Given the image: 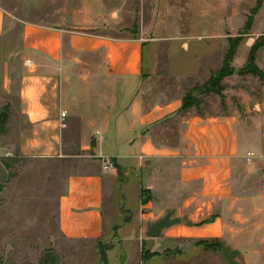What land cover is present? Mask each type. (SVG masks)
I'll use <instances>...</instances> for the list:
<instances>
[{
    "label": "crops",
    "instance_id": "0c3cea01",
    "mask_svg": "<svg viewBox=\"0 0 264 264\" xmlns=\"http://www.w3.org/2000/svg\"><path fill=\"white\" fill-rule=\"evenodd\" d=\"M169 1L158 0L160 24L157 26L153 20L150 28L175 27L168 20ZM216 2L195 0V16L211 11L224 17V8H216ZM132 17L135 18V9ZM197 20L195 37H212L215 32L198 30ZM103 23L101 19L95 25L63 27L23 22L15 40L18 47L11 53L23 61L18 80L21 127L17 150L24 156H68L67 128L77 114L70 110L67 94L81 92V84L90 79L87 93L104 96V100L97 96L96 101L84 106L88 113H78L89 128L82 130L76 140L81 150L92 151L90 156L95 160H80L83 168L68 177L58 201L61 235L66 239L103 238L106 209L110 211L112 207V199L108 206L106 201L118 183L123 205L132 215L125 226L119 227L117 235L149 241L153 249H166L178 237L220 236L216 206L231 196L233 179L242 165L251 162V152H246L241 139L245 129L241 130L234 116L199 115L192 108L178 113L183 93L157 90L155 77L163 75L155 66L153 42L151 66L145 71L147 30L109 35L100 31ZM220 23L223 26L225 20ZM11 27L0 7V50L7 48ZM174 43L169 44L170 54ZM207 52L194 49L191 53L188 46L184 57L193 63L189 65V59L181 56L184 68L179 72L170 68L168 75L194 77ZM82 70L88 72V80L82 79ZM105 159L113 162V170L103 168ZM142 189L146 190L145 203ZM130 195L133 205L128 206L125 200Z\"/></svg>",
    "mask_w": 264,
    "mask_h": 264
},
{
    "label": "rangeland",
    "instance_id": "374dc122",
    "mask_svg": "<svg viewBox=\"0 0 264 264\" xmlns=\"http://www.w3.org/2000/svg\"><path fill=\"white\" fill-rule=\"evenodd\" d=\"M169 2V24L176 25L166 30L150 28L153 20L157 26L160 24L158 0H0V7L12 25L7 48L0 50V110L8 106L4 110L6 125L0 132V160L8 163L9 173L0 185V264H264V80L247 73L246 67L249 53L257 44L254 63L264 71V0H217L216 8H224V17L211 11L196 17L195 0ZM257 3L259 9L252 13ZM250 15L253 20L245 30ZM195 18L199 31L215 32L214 35L195 37ZM101 19L104 23L100 31L109 35H121L123 30L133 34L147 30L143 64L148 71L153 42V53L157 55L155 66L163 75L155 77L157 90L175 95L182 92L183 97L189 91L200 100L198 110L191 107L197 114L234 116L241 130L245 129L241 139L246 152L252 153L251 162L242 165L233 179L231 196L216 206L220 236L178 237L166 249H153L149 241L117 235L119 227L125 226L126 219L132 215L123 205L118 183L106 201L108 206L112 199V207L110 211L106 209L103 238L66 239L61 235L58 201L66 190L68 177L83 168L80 160H95L90 156L92 151L81 150L76 140L82 130L89 128L87 120L82 122L78 113H88L84 106L100 95L87 93L90 79L81 84V92L67 94L70 110L78 116L68 124L69 146L65 149L68 156H24L17 150L21 127L17 113L18 80L23 61L11 53L18 47L15 40L23 22L71 27L95 25ZM223 19L225 23L221 26ZM112 21L117 24L111 25ZM124 25L129 29L120 27ZM236 39L239 43L230 65L232 72L222 81L223 98L214 92L207 93L204 89L221 68L229 40ZM172 41L175 43L170 54ZM188 46L191 53L194 49L208 51L199 71L194 77L169 76L170 68L173 72L184 68L180 59L186 55ZM188 62L193 63L191 58ZM82 71V79L88 80L85 77L88 72ZM101 98L104 100V96ZM77 153L83 156L74 157ZM125 203L133 205V197L130 195ZM145 256H150L147 261H143Z\"/></svg>",
    "mask_w": 264,
    "mask_h": 264
},
{
    "label": "trees",
    "instance_id": "16d2710c",
    "mask_svg": "<svg viewBox=\"0 0 264 264\" xmlns=\"http://www.w3.org/2000/svg\"><path fill=\"white\" fill-rule=\"evenodd\" d=\"M259 4L257 3L255 8L253 9V12H257V10L259 9ZM253 20V16L250 15L249 18L247 19L246 25H245V30L249 29L251 26ZM238 43L239 40H229V47L224 55L223 58V62H222V66L219 69V71L217 72L216 75H214L212 78H210V80L208 81L206 88L204 89L207 93L209 92H214L220 96H222V81L225 77L229 76L232 72V68L230 67L231 63H232V59L236 53V49L238 47ZM257 44H255L248 56V61H247V73L258 77L260 80H264V71H262L260 68H258L255 63V54L257 51ZM200 105V100L195 97L192 96V94H190V92L188 91L184 97H182V104L178 110V113H185L187 112L191 107H195L198 110V107ZM8 108V106H6L4 109L0 110V132L4 129V126L6 125V121H7V115L4 112V110H6ZM4 166L6 167V169H8V163H3ZM146 193V190L142 189L141 190V195H142V203H145L147 201L146 198H144V195ZM126 221H128V219H126ZM207 247H211V246H207ZM150 256H145L143 257V261H147L149 259Z\"/></svg>",
    "mask_w": 264,
    "mask_h": 264
},
{
    "label": "water",
    "instance_id": "95a60500",
    "mask_svg": "<svg viewBox=\"0 0 264 264\" xmlns=\"http://www.w3.org/2000/svg\"><path fill=\"white\" fill-rule=\"evenodd\" d=\"M9 177L8 170L0 160V185L3 184Z\"/></svg>",
    "mask_w": 264,
    "mask_h": 264
},
{
    "label": "built area",
    "instance_id": "2783aa9c",
    "mask_svg": "<svg viewBox=\"0 0 264 264\" xmlns=\"http://www.w3.org/2000/svg\"><path fill=\"white\" fill-rule=\"evenodd\" d=\"M65 116V113L62 114V117ZM249 156H251V153H248ZM104 169L113 170L115 168L113 162L110 159H106L103 164Z\"/></svg>",
    "mask_w": 264,
    "mask_h": 264
}]
</instances>
